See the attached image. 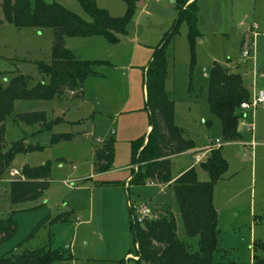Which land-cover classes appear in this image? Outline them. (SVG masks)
<instances>
[{
  "label": "rangeland",
  "instance_id": "1",
  "mask_svg": "<svg viewBox=\"0 0 264 264\" xmlns=\"http://www.w3.org/2000/svg\"><path fill=\"white\" fill-rule=\"evenodd\" d=\"M181 1L138 0L128 35L117 45L102 37L67 38V49L78 59H104L113 67H97L104 77H89L73 95L65 91L47 101L14 103L5 121L6 145L25 140L39 149L17 155L0 178V221L12 217L17 224L12 238L0 240V258L47 248L72 256L53 264H137L131 229L137 209L147 211L150 220L163 219L162 211L172 210L179 238L197 247L196 239L185 236L172 187L127 182L132 142L144 136L149 125L142 68L178 20ZM43 2L59 4L91 22L77 0ZM95 3L114 18L126 13L123 0ZM197 5L201 37L192 47L187 23L178 27L166 51L170 67L165 89L174 102V123L181 134L200 148L218 140L220 145L213 148L220 149L228 164V171L214 186L217 228L212 262L255 264L264 259V106L246 110L247 119L238 125L241 138L226 142L220 121L210 111L207 91L216 63L242 76L250 103L264 90V0H197ZM53 40L51 29L38 32L1 24L0 85L7 88L18 75L30 77L29 88L50 84L51 76L40 67L52 61ZM245 49L250 51L248 58L243 57ZM35 112H45L49 123L57 118L65 122L51 130L17 122L18 115ZM246 125H252L254 132ZM54 135L74 138L53 143ZM110 138L114 139L112 167L97 174L94 152ZM200 154L201 160L191 154L175 158L172 179L180 177L188 165H196L198 180L207 181L201 166L205 156ZM46 164L51 166V181L42 198L13 205L10 186L25 179L22 169ZM63 216L67 222L60 221Z\"/></svg>",
  "mask_w": 264,
  "mask_h": 264
},
{
  "label": "trees",
  "instance_id": "2",
  "mask_svg": "<svg viewBox=\"0 0 264 264\" xmlns=\"http://www.w3.org/2000/svg\"><path fill=\"white\" fill-rule=\"evenodd\" d=\"M91 18L87 22L59 4H46L43 0H3L0 25L12 24L17 28H30L42 32H54L52 61L41 64V72L51 76V83H40L29 88L30 77L18 75L12 78L7 88L0 85V178L10 167L15 157L39 148L28 145L25 140L10 146L5 142V121L12 113L16 101H47L65 91L76 93L82 90L89 77L102 76L96 71L99 66L109 65L105 61H83L78 59L65 45L67 38L102 37L112 45H117L127 33V25L134 14L138 0H123L126 13L119 18L99 8L95 0H77ZM179 18L163 40L154 48L153 55L144 68V87L146 89L145 110L149 117L151 131L132 142L131 176L129 185L156 184L172 187L177 211L182 219L185 236L197 240L194 249L188 242L179 238L176 216L172 210L162 212L165 218L138 223L133 213L131 229L136 247L134 259L137 264H214L212 255L216 248L217 212L213 204L214 186L228 171V164L220 149H205L208 154L201 166L208 180L197 178L196 167L184 172L178 179H172L173 160L180 155L195 151L194 141L186 139L174 123V102L165 89L169 70L166 54L178 27L187 23L189 42L192 47L201 37L197 29V0H184L178 3ZM210 111L222 125L226 142L241 138L238 125L248 114L241 109L250 103V91L245 87L240 74L230 73L215 64L210 74L207 91ZM17 122L26 126L39 125L41 130H51L61 124L64 118L47 121L45 112L20 114ZM74 135H54L53 143L71 141ZM114 139L110 138L94 152L95 172L109 171L114 160ZM24 180L11 183V203L34 202L42 198L51 181V166L46 164L36 168L24 167ZM67 222V217H60ZM17 232V224L10 217L0 221V240H8ZM66 251V250H65ZM66 251L41 248L36 251H23L0 258V264H53L57 261L71 260ZM255 264H264V259Z\"/></svg>",
  "mask_w": 264,
  "mask_h": 264
},
{
  "label": "built area",
  "instance_id": "3",
  "mask_svg": "<svg viewBox=\"0 0 264 264\" xmlns=\"http://www.w3.org/2000/svg\"><path fill=\"white\" fill-rule=\"evenodd\" d=\"M140 1H145V0H140ZM249 54H250L249 49H245L244 52H243V57L244 58H248ZM257 106H264V91L257 92L255 97H254L253 102L252 103H244V104H242L241 105V109L246 111V110H248L250 108H256ZM240 122L242 123V120ZM245 128L248 131H252L253 130V126L252 125H246ZM219 145H220V142L218 140H216L214 142V146H219ZM198 160H200V159H198ZM135 217H136V220L138 221V223H142L148 217V213L144 209H137Z\"/></svg>",
  "mask_w": 264,
  "mask_h": 264
},
{
  "label": "crops",
  "instance_id": "4",
  "mask_svg": "<svg viewBox=\"0 0 264 264\" xmlns=\"http://www.w3.org/2000/svg\"><path fill=\"white\" fill-rule=\"evenodd\" d=\"M189 2H193L194 0H188ZM128 35V34H127ZM126 35V36H127ZM65 43H66V41H65ZM245 44V41H244V43H243V45ZM66 45V44H65ZM153 55V54H152ZM152 57V56H151ZM151 59V58H150ZM93 61H105V62H108L109 63V61H107V60H104V59H99V60H93ZM150 61V60H149ZM104 66H110V67H113L110 63H109V65H104ZM144 68H146V66L145 67H143L142 69H143V77H142V83H143V93H144V99H145V97H146V89H145V87H144ZM102 74V76H101V78H103L104 77V74L103 73H101ZM95 77H97V76H94V77H91V78H95ZM251 90H252V87H251ZM260 91H264V90H260ZM71 95H73V93H71ZM95 113V112H94ZM149 118V117H148ZM151 131V127H150V125H148V132L145 134V135H147L149 132ZM253 132H254V129L252 130ZM144 135V136H145ZM143 137V136H142ZM98 141H100V139H98ZM101 142V141H100ZM212 145H213V142L211 143V145L210 146H205V147H203V148H200V147H197V149L195 150V151H203V152H199V153H196V154H193L192 152H189V153H186L185 155H189V154H191V155H196V156H198V159H200L201 160V154L200 153H203L202 154V156L204 155L205 157H206V155L208 154L207 152H209V151H204L205 149H207V148H209V147H212ZM193 167H196V165H188L187 166V168L185 169V170H183L182 171V173L180 174V176L184 173V172H186L187 170H189V169H191V168H193ZM130 170H131V166H130ZM179 178V177H178ZM177 178V179H178ZM176 179V178H175ZM175 179H173V180H175ZM129 181H130V177H129V179H128V183H129ZM152 184V183H151ZM156 185V184H155ZM157 186H159V187H167L168 185H166V186H161V185H157Z\"/></svg>",
  "mask_w": 264,
  "mask_h": 264
}]
</instances>
